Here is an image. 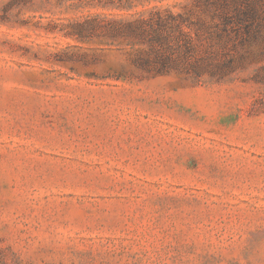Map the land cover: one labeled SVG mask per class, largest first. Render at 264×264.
Wrapping results in <instances>:
<instances>
[{"label":"rangeland","instance_id":"374dc122","mask_svg":"<svg viewBox=\"0 0 264 264\" xmlns=\"http://www.w3.org/2000/svg\"><path fill=\"white\" fill-rule=\"evenodd\" d=\"M132 1L0 0V264H264V44L192 32L190 72L158 74L78 40L191 9Z\"/></svg>","mask_w":264,"mask_h":264},{"label":"trees","instance_id":"16d2710c","mask_svg":"<svg viewBox=\"0 0 264 264\" xmlns=\"http://www.w3.org/2000/svg\"><path fill=\"white\" fill-rule=\"evenodd\" d=\"M98 1L94 8L106 11L131 13L141 6L132 0ZM149 11L151 17L146 19L114 22L93 19L77 26L76 36L84 43L88 42V39L84 41L88 38L85 35L101 31L99 39L107 47H130L139 54L149 51L144 59L137 57L134 67L158 74L173 70L190 72L192 32L197 40L204 37L211 49L224 50L228 44L239 41L242 45L264 44V0H191V9L185 15L174 16L166 10L164 16L157 13V18L155 7ZM155 51L160 54V61L156 63ZM121 72L117 80L124 79ZM193 72L198 77L201 69Z\"/></svg>","mask_w":264,"mask_h":264}]
</instances>
